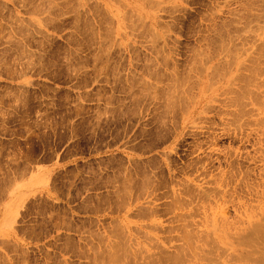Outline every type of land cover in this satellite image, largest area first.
<instances>
[{
    "label": "rangeland",
    "instance_id": "1",
    "mask_svg": "<svg viewBox=\"0 0 264 264\" xmlns=\"http://www.w3.org/2000/svg\"><path fill=\"white\" fill-rule=\"evenodd\" d=\"M262 189L264 0H0V264H234Z\"/></svg>",
    "mask_w": 264,
    "mask_h": 264
},
{
    "label": "bare ground",
    "instance_id": "2",
    "mask_svg": "<svg viewBox=\"0 0 264 264\" xmlns=\"http://www.w3.org/2000/svg\"><path fill=\"white\" fill-rule=\"evenodd\" d=\"M253 188H255V187H253ZM257 188H258V185H257ZM263 192L264 191L262 189V193ZM261 197H262V194H261ZM248 223H249L248 226L242 225V226L236 227L235 233H232L230 236H228V238L226 240H224L225 247L228 248L227 253H228L229 257L231 256L230 258L234 262V264H255L252 256L254 254H256L257 247H258L257 243L260 241V238H262V236L264 234H263V230L260 229L261 224H260V226H258L257 224H254L257 222H254L251 220H249ZM249 229H251V230H249ZM248 230L251 231V234H249V232H246ZM260 231H262V232H260ZM239 233H240V235L237 236V234H239ZM261 233L263 235H260ZM225 250H227V249H225ZM193 253H195V252H193ZM226 257L227 256H225L226 261L230 260L229 258L227 259ZM195 263H197V262H195ZM229 263L231 264L232 262H229ZM223 264H224V262H223Z\"/></svg>",
    "mask_w": 264,
    "mask_h": 264
}]
</instances>
